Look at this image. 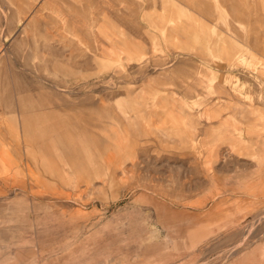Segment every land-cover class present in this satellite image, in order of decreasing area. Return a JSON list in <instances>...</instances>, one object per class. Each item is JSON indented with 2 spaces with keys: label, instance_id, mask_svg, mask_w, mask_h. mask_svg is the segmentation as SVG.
I'll return each mask as SVG.
<instances>
[{
  "label": "rangeland",
  "instance_id": "1",
  "mask_svg": "<svg viewBox=\"0 0 264 264\" xmlns=\"http://www.w3.org/2000/svg\"><path fill=\"white\" fill-rule=\"evenodd\" d=\"M0 264H264V0H0Z\"/></svg>",
  "mask_w": 264,
  "mask_h": 264
},
{
  "label": "crops",
  "instance_id": "2",
  "mask_svg": "<svg viewBox=\"0 0 264 264\" xmlns=\"http://www.w3.org/2000/svg\"><path fill=\"white\" fill-rule=\"evenodd\" d=\"M21 121V120H20ZM22 123H23V121H22ZM22 123H21V126H22ZM22 130H23V127H22Z\"/></svg>",
  "mask_w": 264,
  "mask_h": 264
}]
</instances>
